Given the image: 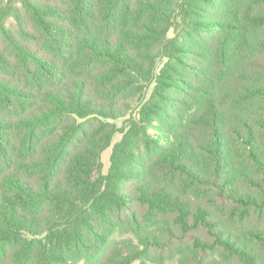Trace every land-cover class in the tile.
I'll list each match as a JSON object with an SVG mask.
<instances>
[{
  "label": "trees",
  "instance_id": "16d2710c",
  "mask_svg": "<svg viewBox=\"0 0 264 264\" xmlns=\"http://www.w3.org/2000/svg\"><path fill=\"white\" fill-rule=\"evenodd\" d=\"M136 261L264 264V0H0V264Z\"/></svg>",
  "mask_w": 264,
  "mask_h": 264
},
{
  "label": "rangeland",
  "instance_id": "374dc122",
  "mask_svg": "<svg viewBox=\"0 0 264 264\" xmlns=\"http://www.w3.org/2000/svg\"><path fill=\"white\" fill-rule=\"evenodd\" d=\"M116 123L119 127H121L123 125V119L117 120ZM121 138H122V133L120 131L116 132V134L113 136L111 145L108 148H106L102 154V159H103V163H104V168H103L104 173H107L108 169L110 167V157H111L113 147H114L115 143L118 142ZM133 264H139V262L136 261ZM166 264H176V262L171 261V262H167Z\"/></svg>",
  "mask_w": 264,
  "mask_h": 264
}]
</instances>
